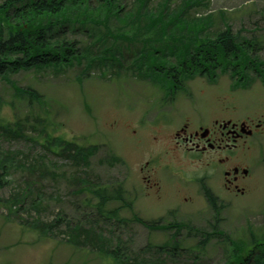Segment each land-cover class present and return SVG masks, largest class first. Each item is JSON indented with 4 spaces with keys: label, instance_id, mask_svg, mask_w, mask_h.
Instances as JSON below:
<instances>
[{
    "label": "rangeland",
    "instance_id": "obj_1",
    "mask_svg": "<svg viewBox=\"0 0 264 264\" xmlns=\"http://www.w3.org/2000/svg\"><path fill=\"white\" fill-rule=\"evenodd\" d=\"M121 1L126 10L137 4ZM164 1L151 0L148 10ZM183 1L169 5L178 9ZM186 16L210 17L212 40L231 29L240 50L252 43V50L244 48L250 57L243 63H264V0H206ZM120 27L111 20V30ZM87 29L68 30V40L81 51L72 65L0 76V153L19 154L0 186V264H254L252 241L264 242V138L233 149V159L252 160L248 192L224 195L220 180L212 182L215 194L224 196L215 211L201 192L200 165L165 151L173 148V133L191 111L207 114V106L219 113L232 104L237 116L256 115L264 98L261 82L251 77L252 90L235 92L231 71L219 72L215 83L197 77L170 99L163 81L137 73L139 43H118L124 54L120 70L91 64L114 41L95 43L105 28ZM13 83L35 90L42 102L30 104ZM18 122L22 136L3 131ZM46 132L83 146L88 164L47 145ZM120 185L128 207L110 202L101 213L94 193ZM15 195H24V204L11 206ZM161 218L159 225L168 228L148 230L137 220L158 225ZM59 222L53 230L42 229ZM74 226L82 229L75 236Z\"/></svg>",
    "mask_w": 264,
    "mask_h": 264
},
{
    "label": "trees",
    "instance_id": "obj_2",
    "mask_svg": "<svg viewBox=\"0 0 264 264\" xmlns=\"http://www.w3.org/2000/svg\"><path fill=\"white\" fill-rule=\"evenodd\" d=\"M94 1L6 0L0 5V76L5 78L21 71L61 68L81 60V51L76 48V43L67 38L70 27L73 29L80 26L83 30L89 27L105 28L102 30L105 34L96 39L95 43H106L108 38L114 41L111 46L103 47L104 52L96 53L91 64L105 63L120 70L124 54L118 43H139L138 55L133 62L137 73L150 80L163 81L168 92L184 90L185 82L195 76H207L215 80L218 72L231 71L234 81L236 78V82L241 83L239 74L246 64L243 62L248 59L244 48L250 51L252 43L247 47L241 45L243 49L240 50L236 47V43L240 41H235L230 29L215 35L214 40L207 37L211 29L210 17L202 21L186 16L189 10L201 3L206 4V0H184L178 9H171V0H165L155 11L148 10L151 0H136V7L132 10H126L121 0H96L97 6L92 8L91 2ZM111 20L119 21L120 29L111 30ZM200 36H204V39L200 40ZM197 41H202L203 45H195ZM97 57L100 59L96 60ZM172 59L174 62H171ZM13 85L16 93L30 104L42 102L41 95L35 90L21 88L15 83ZM3 131L9 135H23L19 122L13 128L8 125ZM45 138L47 145L58 148L61 154L74 162L88 164V153L83 146L47 132ZM18 155L11 152L0 153V186L5 184L3 177ZM122 188L120 185L113 192L101 190L94 193L100 199L101 213L103 207L110 202H121L128 207ZM24 198V195H15L11 206L24 204ZM39 204L37 202L33 207ZM139 222L145 224L143 221ZM60 223L43 225L42 229L50 231ZM34 225L38 228L40 223ZM80 230L82 231L74 226L71 232L75 236ZM252 242L264 252V243L255 239ZM254 264H264V254L258 256Z\"/></svg>",
    "mask_w": 264,
    "mask_h": 264
},
{
    "label": "flooded vegetation",
    "instance_id": "obj_3",
    "mask_svg": "<svg viewBox=\"0 0 264 264\" xmlns=\"http://www.w3.org/2000/svg\"><path fill=\"white\" fill-rule=\"evenodd\" d=\"M261 71L264 70L263 61L260 63ZM247 68L242 78L249 81V84L242 87L250 91L254 87L255 79L261 82V90L264 91V74L256 75L255 68ZM259 71V70H258ZM176 94L171 93L170 99ZM258 113L245 112L241 116L233 115L237 109L229 104L228 109L224 108L219 113L209 110L207 114L201 112L188 113L183 117L180 128L173 133V148L165 151L167 156H182L183 159L199 164L204 177L201 178V186L205 198L214 196L219 201H224V196H217L212 182L220 180V191L224 195L243 197L248 192V182L253 174L251 168L252 160L233 159V149L249 144L254 139L264 138V98L259 105ZM164 125L169 124L167 116L162 117ZM251 148H249L250 150ZM247 158V156H245ZM220 177L222 179H220Z\"/></svg>",
    "mask_w": 264,
    "mask_h": 264
},
{
    "label": "crops",
    "instance_id": "obj_4",
    "mask_svg": "<svg viewBox=\"0 0 264 264\" xmlns=\"http://www.w3.org/2000/svg\"><path fill=\"white\" fill-rule=\"evenodd\" d=\"M52 259V258H51Z\"/></svg>",
    "mask_w": 264,
    "mask_h": 264
}]
</instances>
